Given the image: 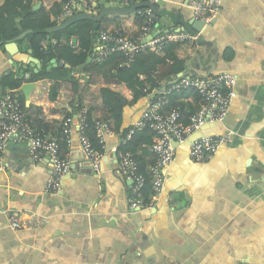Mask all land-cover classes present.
<instances>
[{
  "label": "crops",
  "instance_id": "1",
  "mask_svg": "<svg viewBox=\"0 0 264 264\" xmlns=\"http://www.w3.org/2000/svg\"><path fill=\"white\" fill-rule=\"evenodd\" d=\"M46 1H39L40 6H48ZM189 1L157 3L177 18L159 17L161 32L180 29L179 15L184 21L193 18ZM101 22L130 37L141 27L134 14L109 15ZM191 35L190 40L170 42L162 53L183 60L185 76L231 73L235 97L222 122L206 125L182 143L173 142L162 191L148 208H129L131 183L118 170L117 154L131 152L148 174L153 157L147 135L128 132L141 113L158 102L169 80L157 89L137 87L135 97L118 80L112 57L98 70L83 69L92 60L71 69L63 80L26 81L34 84L27 97L20 88L14 90L33 127L50 137L59 136L65 117L75 119L80 105L92 120H107L111 134L95 172L81 150L73 120L65 150L69 171L56 194L44 192L51 173L48 160L33 161L24 138L14 135L8 140L0 173V264H264V0H221L213 20ZM65 39L61 37V43ZM11 42L17 47L14 54L0 45V82L9 72L27 79L34 72L29 58L36 57L28 44ZM227 49L232 51L229 59L223 56ZM145 63L151 65L152 60ZM101 89L115 93V101L103 104ZM6 90L0 83V94ZM176 105L187 117L199 100L192 90L173 91L162 109ZM224 133L228 142L209 160L190 157L191 140ZM5 210L17 213L26 225L11 229Z\"/></svg>",
  "mask_w": 264,
  "mask_h": 264
},
{
  "label": "built area",
  "instance_id": "2",
  "mask_svg": "<svg viewBox=\"0 0 264 264\" xmlns=\"http://www.w3.org/2000/svg\"><path fill=\"white\" fill-rule=\"evenodd\" d=\"M99 1L105 5L127 7L139 2L157 4L160 0H65L56 17V22L60 23L77 12L89 11ZM188 7L194 19L208 25L220 10L221 0H190ZM133 14L141 19L139 35L130 37L121 28L100 30L97 35V46L94 49L95 62L102 63L110 55L118 53L120 55L118 67L128 66L141 53L159 51L172 41H186L193 38L187 32L165 31L143 43L142 39L158 24V17L148 8L137 9ZM65 43L77 49L80 39L72 35L65 39ZM38 53L42 55L48 53L47 42L43 39L39 42ZM140 77L143 76L140 75ZM235 80L234 75L229 72H220L206 77L183 76L163 91L164 94L155 105L146 108L141 113L128 135L132 136L136 131L143 129H148L152 133L149 150L153 162L148 169L152 193L148 201L145 202L143 197L147 177L140 171L137 160L129 151H119L117 154L118 170L131 183L129 193L131 210L148 208L152 205L153 199L162 191L165 180L164 170L172 161L174 154V141L182 143L195 131L209 124L220 123L225 119L232 99L235 97ZM182 90H192L200 99L198 107L188 115L187 123L182 121L180 106L176 105L168 110L162 109V105L167 103L169 94ZM73 120L77 122L81 150L91 163L93 170L97 172L104 157L106 137L111 134V126L107 120L102 118L92 120V131L98 147L93 146L86 134L89 127L88 109L81 105L77 107L75 119L70 115L61 121L59 136L50 137L44 131L33 127L14 90L1 93L0 173L5 167L3 153L7 142L12 136L18 135L26 140L28 154L33 161L38 163L47 159L50 163L51 173L45 183L44 192L56 194L60 190L63 177L69 171L67 154H60V142L65 143L67 151L71 143ZM228 140V133L202 135L190 142L189 155L197 162L207 161L215 154L219 146L227 143ZM3 213L11 229H20L26 225L17 213L9 210Z\"/></svg>",
  "mask_w": 264,
  "mask_h": 264
},
{
  "label": "trees",
  "instance_id": "3",
  "mask_svg": "<svg viewBox=\"0 0 264 264\" xmlns=\"http://www.w3.org/2000/svg\"><path fill=\"white\" fill-rule=\"evenodd\" d=\"M34 1L44 0H2L0 1V45L3 47L6 43L18 40L19 44L26 42L28 47L32 50V55L35 56L41 62V70L37 73L31 72L27 78L18 77L15 72H9L1 79L2 89L16 90L26 81H37L42 79L49 80H63L67 77L69 70L77 69L85 63L87 57H92L90 62L83 69L94 67L100 69V65L104 64L112 57L116 59L115 73L119 81L124 82L129 88L135 92V97L138 95L136 88L144 90L148 85L150 88L157 89L161 83L166 80L174 79L175 76L184 70V61L178 59L173 54H165L163 50H166L168 44L159 51H146L137 55L132 63L128 66L118 67L120 61V55L118 53L112 54L102 63L94 61V48L97 41V35L100 30L107 29L102 22L95 23L89 20H83L74 23L66 29L53 33L42 32V29L54 26L57 24L56 17L60 13L61 7L65 0H48V6H40L36 11L32 10V4ZM46 1V0H45ZM47 2V1H46ZM140 19L138 16H135ZM21 18L19 24L17 19ZM159 19V17H158ZM141 21V19H140ZM141 24V23H140ZM26 30H36L37 32H30L24 36H20L21 32ZM72 35H76L80 39V44L77 49L71 48L65 40L61 43V37L66 39ZM139 35V34H138ZM136 35L135 37H137ZM49 36V38H47ZM47 42L48 53L45 55L38 53L39 42L41 40ZM53 39L56 41L54 42ZM171 43L170 45H174ZM223 56L226 59L231 58L232 51L227 49L224 51ZM57 58L64 63L63 67L57 66L56 68L46 69L47 64L51 59ZM151 59V65H145L146 59ZM27 69V68H26ZM140 75L144 76V79H140ZM178 80V79H177ZM101 97L103 104L110 105L111 100L115 101V93L108 89H101ZM194 95L200 99L195 92ZM181 107V111H182ZM183 117V115H182ZM188 117V116H187ZM187 117L184 116L183 121L187 123ZM89 127L86 130V134L92 141L93 146L96 145L94 134L92 131V119L88 114ZM147 135V141L149 145L152 141V133L148 129L141 130ZM142 133V132H141ZM140 133V134H141ZM66 145L64 142H60V154L66 153ZM141 171V169H140ZM142 172V171H141ZM145 174V173H144ZM146 187L143 189L144 201H148L152 193L150 186V178L148 174Z\"/></svg>",
  "mask_w": 264,
  "mask_h": 264
},
{
  "label": "water",
  "instance_id": "4",
  "mask_svg": "<svg viewBox=\"0 0 264 264\" xmlns=\"http://www.w3.org/2000/svg\"><path fill=\"white\" fill-rule=\"evenodd\" d=\"M41 3L38 1L36 4L32 6V10L36 11L39 9ZM142 8H148L151 9L152 12L157 16V17H162L164 15H168L171 19H177L175 16L171 15L168 11H164L162 9H159L157 4H153L150 2H139L132 4L127 7H121V6H116V5H104V6H99V4H94L93 7L89 11H84V12H77L74 15L64 19L62 22L55 24L54 26L42 29V32L45 33H53V32H58L66 29L67 27L73 25L76 22L83 21V20H89L93 21L95 23L101 22V20L109 15H129L133 14L137 9H142ZM98 9L97 11H95ZM180 16V21H179V28L177 31L179 32H187L191 33L193 35L197 34V32H200L203 27H205V23L191 18L188 21H184L182 16ZM162 28L159 24H157L143 39L142 42L146 43L155 36H157L159 33H161ZM30 32H37L36 30H26L21 32L20 36H24L27 33ZM49 38V36L47 37ZM6 49L11 53L14 54L17 51V47L15 42H8L5 44ZM29 53L31 54V50H29ZM91 61V56L87 57L86 61L84 64L80 66V68L84 67L87 63ZM30 66L33 69L34 73H37L41 70V62L30 56L29 58ZM57 66L63 67L64 63L60 61L57 58L51 59L50 62L47 64L46 69L49 70L51 68H56ZM184 71L179 72L174 79L169 80L165 85H163L161 88L162 91H165L167 87H169L175 80L185 76ZM34 84L33 82H25L21 85L20 90L24 93V95L27 97L31 89L33 88ZM191 137V136H190ZM189 138V137H188ZM198 138V137H197ZM192 141V140H191Z\"/></svg>",
  "mask_w": 264,
  "mask_h": 264
}]
</instances>
